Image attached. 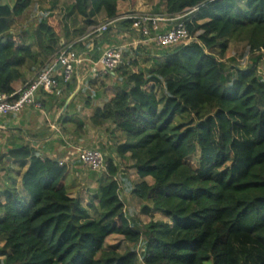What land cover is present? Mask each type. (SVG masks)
Wrapping results in <instances>:
<instances>
[{"label":"trees","instance_id":"trees-1","mask_svg":"<svg viewBox=\"0 0 264 264\" xmlns=\"http://www.w3.org/2000/svg\"><path fill=\"white\" fill-rule=\"evenodd\" d=\"M3 1L5 95L27 81L25 71L48 66L63 48L82 51L80 39L98 27L99 16L108 20L104 34L133 31L132 21L118 20L125 0H70L67 18H80L81 26H60L44 10L30 28L24 15L35 0L12 7ZM152 9L163 19L181 17L190 41L125 49L121 65L104 74L113 93L88 121L106 129L117 158L109 153L93 182L94 202L85 206L71 196L70 170L82 165L79 159L60 166L62 156L43 158L27 145L1 154L0 173L9 178L11 164L18 165L22 192L4 185L0 193V264H264V0H153ZM70 33L75 40L67 44ZM235 43L246 47L245 65L231 57ZM57 79L53 94L42 93L41 109L58 90L69 96L76 89V76L67 84ZM102 95L95 93L94 101ZM74 107L71 102L58 120L63 136L82 134L81 115L70 114ZM116 159L122 166L133 162L138 182ZM122 188L142 203L141 215L155 212L169 222L131 217ZM111 236L133 249L106 250Z\"/></svg>","mask_w":264,"mask_h":264},{"label":"crops","instance_id":"crops-1","mask_svg":"<svg viewBox=\"0 0 264 264\" xmlns=\"http://www.w3.org/2000/svg\"><path fill=\"white\" fill-rule=\"evenodd\" d=\"M125 3L126 0L123 1L118 7V11H119L118 20L130 14H138L137 11L141 9L140 6L135 5V7H132L129 4L125 5ZM97 22L99 23L98 27L88 28L86 31V35L80 39L82 40L84 49L82 51H79L78 53H77L78 50L74 51L75 53L81 55L82 58H84L85 62H83V64L76 69L74 76H76L77 84H76V89L72 94L68 96V93L65 92L64 89H60L55 93V98L47 102L46 108L41 109L40 108L41 102H44L46 98L45 95L42 94L43 92H40L37 95V104L39 108L33 106L25 107L22 110V112L18 114H11L0 118V157L1 154L5 155L7 151L12 148L19 147L20 145H27L30 146L31 148L36 149L43 158L46 157L57 158L62 156L63 159L61 161L67 160L73 162V157H72L73 154L70 153V151L68 153L67 150L66 151L68 154L66 153L64 154L62 150L64 149V145H67V142L65 141V137L60 131L61 129L58 127V120L61 116L65 114L67 109L65 111L64 108H62L61 110L58 109V104H60L66 98L67 99L65 105L67 102H69V105L71 102H74L75 107L70 112V114L74 116L81 115V118L82 116H84L82 118V121L83 119L85 121H83L84 128L81 137L83 138L85 136L84 137L85 139L88 134L86 132V127H87L86 120H88L92 115V111L94 107L102 104L100 103V101L102 102L104 101V96L102 95L99 101H94L95 96H93L90 108L88 107L86 108V106L84 105L86 101L85 99L91 96H87V98L84 99L81 97V100H79L80 99L79 97L78 100L75 101L79 95L80 90L83 91L85 89H88V91L91 92V90H89V87L92 84H94V81L92 79L95 76L94 75L95 72L104 75L102 69L97 65V62L99 61L100 57L104 54L106 50L118 49L120 52H122V50L125 49L136 50L137 48L135 46V42L139 40L138 34L134 30L131 32L132 29L129 28H123V27L118 29L112 28L113 31H111V33H106V34L97 33L96 30L99 29L101 26L105 25V23H107L108 20L105 18V15H101L97 18ZM173 23L174 22H170V20H166L165 22L159 23L161 31L166 32L170 30L172 27H174ZM81 25L82 22L80 23L79 26ZM73 31L74 30H71V32ZM70 34L71 37H69L68 39L69 43L67 44H72V42L75 40L74 38H72L73 36L72 33ZM62 45L64 46V40L62 42ZM95 45L98 48L97 52L94 50ZM152 46L155 45L151 44L149 48H152ZM94 56H96V59H94ZM51 60H53L51 63L53 64L56 59H54L53 57ZM51 60H49V62ZM51 64H49L48 66L45 65L43 68H39V70H37V72L35 73H30L28 70L25 71L27 81L25 83L16 82L14 84L16 93L19 92L28 82H30L37 75L38 72L47 69L48 67L51 66ZM55 77L56 79L57 78L62 79V70L60 68H55ZM91 130L93 131L92 134H95L97 132H98L97 134H100L103 132V129L99 130L92 128ZM101 145L102 147L105 145L104 141L101 142ZM67 146H68V150L74 149V148L73 149L70 148L72 147L70 144H68ZM90 150H97V149L90 148ZM105 151L106 154H108L107 153L108 151L107 150ZM0 177H2V179L6 178L4 177V173H0ZM12 179H13L12 177L6 178V183L10 185V183L17 182L16 188L18 189V191L22 192L20 177L18 176V180L16 181H11ZM10 187H14V185L11 184ZM1 191L2 189L0 188V193Z\"/></svg>","mask_w":264,"mask_h":264},{"label":"rangeland","instance_id":"rangeland-1","mask_svg":"<svg viewBox=\"0 0 264 264\" xmlns=\"http://www.w3.org/2000/svg\"><path fill=\"white\" fill-rule=\"evenodd\" d=\"M16 0H4L3 1V5H7V6H14ZM131 5L132 7H135V5L140 6L141 9L139 11H137L138 14L140 15H144V16H150V17H158L155 12L152 9V4H153V0H126L125 5ZM71 5V1L70 0H35L34 3L31 5V7L25 12V17L24 20L27 22V25H23L24 27L30 28V26H32V22L33 20L42 13V11L44 10H50L53 12L54 17L56 22L60 23L59 25H63L64 23H66L68 26L71 27H78L81 23L80 19H77L76 21H74V23H72V17H68L67 18V13H68V8ZM23 28V27H22ZM20 27H17V29H22ZM113 31V30H112ZM92 32V31H91ZM111 33V31H110ZM190 41V40H188ZM188 42L182 43V44H187ZM231 57L237 59L239 62H241L243 65L246 64L247 59L244 58V53H246V47L244 44H240V43H235L231 46ZM124 50H122L123 52ZM94 78L92 79L94 81V84H92L88 89H85L83 91H85L83 94H79L77 99L75 101L78 100V98L80 97L79 100H81V97L87 98V96H94L95 92H99L102 93L103 96L105 95L106 97L111 96V94L113 93V81L110 79H106L104 77V75L98 74L97 72H95L94 74ZM82 99V100H83ZM105 99V98H104ZM86 100V99H85ZM96 103V102H95ZM100 103H102V101H100ZM81 109V107H80ZM91 112V111H90ZM89 114V113H88ZM93 114V111H92ZM84 116H82L83 118ZM83 121H85L83 119ZM88 120H86V132L87 137L84 139V137H81V134L78 135H65V141L67 142V145L70 144L72 147L70 148H74L73 150H68V146L64 145V149L63 153L68 154L69 151L70 153H72V157H73V162H77L78 159V155L76 154V148L79 149H86V148H91V149H97L98 151H100L103 155L104 158L106 160L107 156L109 153H111V155H113V157L117 158L116 154L112 151H114L113 148V144H112V140L110 138V136L108 135L109 133L106 132V129L103 130L102 133L97 134V132L95 134H92L93 131L91 130V126L90 124H88ZM94 129V128H93ZM113 128L110 127V130H112ZM89 130V131H88ZM92 131V132H91ZM121 138H118V140H121ZM104 141V146L107 147V153L106 151L103 149L101 142ZM63 143V142H62ZM64 144V143H63ZM68 153H67V151ZM73 151V152H71ZM110 156V155H109ZM117 163H120L122 166V163L120 161V159H116ZM68 161H60V163H62L63 165H66ZM192 162H194V160H192ZM82 164V163H81ZM62 165V166H63ZM125 165V166H124ZM122 166V169L126 168V171L128 172L130 179L135 183L138 182V177L136 175L135 170L133 169V162L131 160H127V163L124 164ZM14 169L15 172L18 171L19 172V167L18 165L15 164H11V169ZM105 170V167L99 171L96 172H91V170H89V168H87L84 165H77V164H73L72 168L70 170V179H69V186L71 187V191H72V197L76 198L77 196L80 197V199L83 201L85 206H88L89 204H91L93 201V195H94V191H95V184L93 182H95V179L98 178L100 175H102V172ZM8 173L9 178H13L11 181H16L18 180V174L16 173ZM17 172V173H18ZM2 173V172H1ZM8 178V177H7ZM148 180V181H147ZM146 181L148 182V184L152 185L153 184V180L148 178ZM15 183V184H14ZM14 185V187L16 188L17 186V182H13L10 183V185ZM5 186H8L9 184L6 183V178L1 177L0 179V188L3 189ZM9 185V187H10ZM121 198L123 199L127 212L128 214L132 217V216H137L139 217L140 221L142 223L148 224L151 220L154 221H164V222H169L168 219H166L162 214L159 213H152L151 216H145V215H141L140 213V206L142 205V203L140 201H138L137 199H135L131 194L126 193V191H124V188L121 189ZM105 249L109 250V249H115L118 250L119 252H124L128 249H133V247L131 245H129L128 243H126L121 237L118 236H111L107 239L106 244H105ZM137 251H141V248L138 249L137 247Z\"/></svg>","mask_w":264,"mask_h":264},{"label":"built area","instance_id":"built-area-1","mask_svg":"<svg viewBox=\"0 0 264 264\" xmlns=\"http://www.w3.org/2000/svg\"><path fill=\"white\" fill-rule=\"evenodd\" d=\"M133 22L132 28L138 34L139 40L135 42L136 48L139 46L147 47L154 44L158 47H170L179 45L190 40L188 32L181 17L170 19V22H177L174 27L168 31H161L159 23L168 19L160 17H150L140 14H130L122 20ZM179 21V23H178ZM108 25H103L96 30L97 33H105ZM84 58L75 53L71 47L63 48L54 63L45 70L40 71L30 82H28L19 92L13 95L0 93V118L22 112L25 107H38L37 95L40 92L53 94L59 87V82L55 77V68L62 70V81L67 84L74 76L76 69L80 67ZM122 63V54L118 49H109L101 56L97 65L102 69L104 74L113 73ZM16 98V99H15ZM78 159L82 165L89 170L96 172L105 167L104 155L98 150L76 149ZM63 164L60 163V166Z\"/></svg>","mask_w":264,"mask_h":264},{"label":"water","instance_id":"water-1","mask_svg":"<svg viewBox=\"0 0 264 264\" xmlns=\"http://www.w3.org/2000/svg\"><path fill=\"white\" fill-rule=\"evenodd\" d=\"M69 102L66 103L65 107H64V111L68 108ZM8 161H10V159L8 158Z\"/></svg>","mask_w":264,"mask_h":264}]
</instances>
